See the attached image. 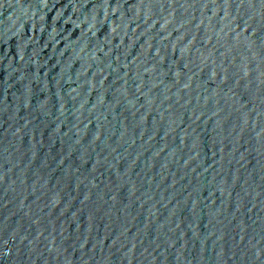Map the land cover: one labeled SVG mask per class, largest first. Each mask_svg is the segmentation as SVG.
Here are the masks:
<instances>
[{"label": "water", "instance_id": "obj_1", "mask_svg": "<svg viewBox=\"0 0 264 264\" xmlns=\"http://www.w3.org/2000/svg\"><path fill=\"white\" fill-rule=\"evenodd\" d=\"M0 264H264V0H0Z\"/></svg>", "mask_w": 264, "mask_h": 264}]
</instances>
